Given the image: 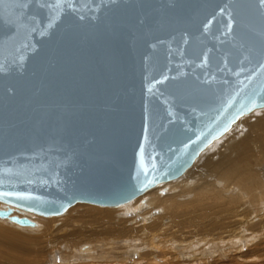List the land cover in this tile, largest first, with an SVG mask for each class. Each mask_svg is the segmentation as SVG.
<instances>
[{"label":"water","instance_id":"obj_1","mask_svg":"<svg viewBox=\"0 0 264 264\" xmlns=\"http://www.w3.org/2000/svg\"><path fill=\"white\" fill-rule=\"evenodd\" d=\"M227 2L53 0L52 11L31 6L38 28L48 15L53 27L26 38L5 13L0 197L43 213L78 198L128 200L176 176L239 111L264 102V14L255 0H233L234 45L218 15ZM16 57L22 70L7 66ZM162 75L169 80L156 83Z\"/></svg>","mask_w":264,"mask_h":264},{"label":"bare ground","instance_id":"obj_2","mask_svg":"<svg viewBox=\"0 0 264 264\" xmlns=\"http://www.w3.org/2000/svg\"><path fill=\"white\" fill-rule=\"evenodd\" d=\"M14 202L0 197V264H264V102L128 200L59 215Z\"/></svg>","mask_w":264,"mask_h":264},{"label":"snow or ice","instance_id":"obj_3","mask_svg":"<svg viewBox=\"0 0 264 264\" xmlns=\"http://www.w3.org/2000/svg\"><path fill=\"white\" fill-rule=\"evenodd\" d=\"M60 0H55L56 4H59ZM111 3H117L118 0H110ZM52 3L53 0H0V18L3 17L5 13L8 15L9 23L13 26L11 28V31L17 32L19 31L23 37L26 38L27 34L30 32H39L43 33L45 28H51L53 27V16L48 15L47 19L44 21L43 25L41 27H37V24L39 23V18L36 13L32 12V5L35 4L38 8H45L48 7L49 11H52ZM254 6L261 12V14H264V0H255ZM58 10V9H57ZM71 11H75L74 8H70ZM218 15L223 17L225 20L224 25V32L223 35L225 38H231L229 42L234 43L236 45V32L234 31V25L237 26V19L236 12H235V6L233 4V0H228L227 3L223 4L219 8ZM216 17L213 16L212 19L214 20ZM211 20L208 21L204 25L205 30L209 27L211 24ZM27 26V27H26ZM22 47L27 50L32 48L31 42L22 45ZM155 47V45H153ZM242 47V45H241ZM249 55L247 53L243 54L242 59L239 61V65L241 66V69L243 67H246L247 64L251 63V60L249 59ZM202 61L204 63L208 62L207 55L202 56ZM13 64H15V68L17 70H22L23 63L20 62L19 57L13 58L8 61V67H11ZM227 66V63L226 65ZM5 67L4 63L0 62V71L3 70ZM259 68L264 69V62L259 63ZM169 80V77L167 75H162V80H157L156 83H163L164 81ZM151 91V89H149ZM169 123H175L174 120L169 119ZM185 147H188L187 144H185ZM140 191H143V189H140ZM5 195H12L11 193H5ZM18 198H22L21 194H16ZM59 215L60 210L56 209L54 213Z\"/></svg>","mask_w":264,"mask_h":264}]
</instances>
